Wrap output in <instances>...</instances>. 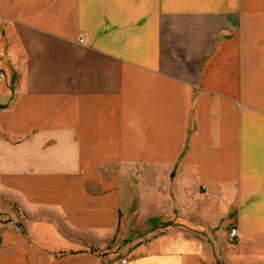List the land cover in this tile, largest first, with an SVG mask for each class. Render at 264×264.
<instances>
[{"label": "crops", "instance_id": "crops-1", "mask_svg": "<svg viewBox=\"0 0 264 264\" xmlns=\"http://www.w3.org/2000/svg\"><path fill=\"white\" fill-rule=\"evenodd\" d=\"M122 259L264 264V0H0V264Z\"/></svg>", "mask_w": 264, "mask_h": 264}, {"label": "built area", "instance_id": "built-area-1", "mask_svg": "<svg viewBox=\"0 0 264 264\" xmlns=\"http://www.w3.org/2000/svg\"><path fill=\"white\" fill-rule=\"evenodd\" d=\"M230 236L236 238L239 236V230L235 229L230 232ZM119 264H128V261L125 259L120 260Z\"/></svg>", "mask_w": 264, "mask_h": 264}]
</instances>
